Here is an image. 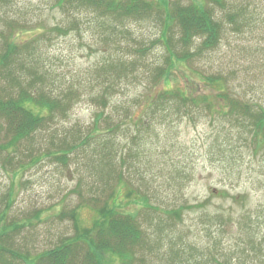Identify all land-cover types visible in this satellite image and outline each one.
I'll return each mask as SVG.
<instances>
[{
	"label": "rangeland",
	"instance_id": "rangeland-1",
	"mask_svg": "<svg viewBox=\"0 0 264 264\" xmlns=\"http://www.w3.org/2000/svg\"><path fill=\"white\" fill-rule=\"evenodd\" d=\"M58 2L9 0L0 5V52L6 44L21 46V52L29 45L23 57L52 70L56 81L53 83L52 78L50 87L65 90L73 86L75 93L66 117L60 116L52 136L50 132L38 135V142L22 146L8 163V154L0 152V208L14 189L15 203L8 221L28 224L12 234L11 248L30 255L75 235L74 221L62 217L63 213L67 215L78 207L79 224L89 228L96 211L87 204L79 206L83 200L110 192L106 175H97L98 169L92 168V162L96 167L101 164L96 150L90 152L93 154L89 159L78 151L66 164L54 159L32 164V160L44 158L46 150H54L62 136L76 144L90 130L103 110L91 96L103 91L111 70L109 64L115 60L132 64L111 104L140 106L132 111L138 117L143 112L141 105H148L149 96L164 88L189 85L213 94L200 84V74L220 77L231 97L264 107V0H227V10L251 3L254 21L241 32H234V26L224 20L226 30L219 48L206 59L194 62L190 67L193 71L177 68L175 79L160 84H156L155 75L157 68L166 64L165 47L157 43L146 55L139 51L159 39L162 17L148 14L152 18L118 21L87 8L63 10ZM188 2L171 0L181 5ZM216 14L223 18L218 10ZM243 22L240 19L241 25ZM215 119L198 111L190 117L182 114L169 120L159 118L152 128H140V134L133 127L132 133L138 135L135 141L119 136L118 155L125 147H132L125 168L131 189L124 184L120 199L128 201L127 192L133 188L154 195V206L162 210L194 206L186 209L182 222L162 217L161 227L173 232L180 246L198 249L210 258L212 251L228 264H264V153L256 156L252 146L237 142V129ZM216 136L223 148L215 146ZM118 161L117 156L114 163ZM37 212L42 213L41 221L34 218ZM156 213L142 211L141 221L145 219L147 225L154 226L157 217L161 218ZM169 223L174 227H167ZM167 244L165 240V248ZM199 260L193 263L203 264Z\"/></svg>",
	"mask_w": 264,
	"mask_h": 264
},
{
	"label": "trees",
	"instance_id": "trees-1",
	"mask_svg": "<svg viewBox=\"0 0 264 264\" xmlns=\"http://www.w3.org/2000/svg\"><path fill=\"white\" fill-rule=\"evenodd\" d=\"M8 2L9 0H0V5ZM226 3L227 0H189L184 5L171 3V0L58 2L63 10L87 8L101 17L118 21L130 19L138 22L140 19L152 18L148 14L162 17L163 31L159 39L148 49L139 51L146 55L158 44L165 47L166 64L157 68L156 84L162 81L169 83L175 79L177 68L186 67L193 71L191 68L194 62L206 59L214 53L225 35L224 20L234 26V32H241L251 20L254 21L255 8L254 12L250 11L251 3L244 4L243 8L233 7L231 10L226 9ZM216 10L221 12L223 18L217 16ZM242 18L244 22L241 25ZM62 32L67 33L66 30ZM28 46L21 52V46L6 44L0 52V152L8 154L5 163L13 155L20 153L22 146H32L34 142H38V135L50 132L52 136L54 126L58 127L60 116L66 117L75 97L73 86L65 90L50 87L51 79L54 78L53 83L56 81L55 75L52 70L41 66L40 62H30L28 57H23V53L29 49ZM131 64L119 59L109 64L111 70L107 72L105 88L91 96L93 102L103 110L96 115L92 127L82 139L72 144L67 136H62L54 150H46L44 158L39 156L32 160V164L46 159L66 164L70 156L78 151L84 159H89L93 154L90 152L96 150L101 164L96 167L91 161L92 168L98 169L97 175H106L105 178L111 185L107 195L104 192L100 198L94 196L83 200L79 206L88 205L96 211L91 226L84 228L79 224L77 207L67 215L62 214V217L68 216L74 221V236L62 238L54 247L36 255L16 251L11 248L12 234L22 231L28 224L8 221L15 203L12 189L7 195L8 198L6 197L3 209L0 208V264H194L193 261L199 259L203 260V264H228L224 259L222 262L217 258L212 251L210 258L198 249L180 246L174 241L173 232H165V228L161 227L164 224L162 217L182 222L186 209H195L194 206L162 210L154 206V195L133 188L127 192L128 201L120 199V189L125 188L124 184L131 189L129 185L132 183L125 177V168L127 159L132 156V147H125L118 155L117 139L119 136H128L135 141L138 135L132 133L133 127L140 134V128H152L159 118L169 120L182 114L190 117L200 111L208 113L214 119V115H218L215 120H222L237 129V142L245 147L252 146L258 156L260 152L264 153V107L231 97L225 83L221 84L220 77L200 74V84L213 94L189 85L164 88L149 96L148 105H141L143 112L138 117L132 111L140 106L115 107L111 104L114 93L123 78L129 74ZM110 108L113 111L108 113ZM219 138L216 136L215 146L223 148L217 142ZM117 156L119 161L114 163ZM129 170L130 167L128 173ZM151 210L158 212L156 215L161 217H157L154 226L147 225L145 219L141 221L140 218L142 211L146 213ZM34 218L41 221L42 213L37 212ZM261 220L264 223V219ZM167 227H174V224L169 223ZM165 240L168 241V248L164 247ZM167 254H170L169 258Z\"/></svg>",
	"mask_w": 264,
	"mask_h": 264
}]
</instances>
